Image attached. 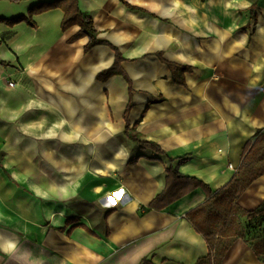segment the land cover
Here are the masks:
<instances>
[{
  "label": "crops",
  "instance_id": "1",
  "mask_svg": "<svg viewBox=\"0 0 264 264\" xmlns=\"http://www.w3.org/2000/svg\"><path fill=\"white\" fill-rule=\"evenodd\" d=\"M42 2L53 0H0V18L27 15ZM79 8L109 45L86 52L89 39L77 38L79 26L61 29L60 9L35 16V28L0 23V59L11 65L0 64V98L9 107L15 98L21 119L39 113L34 121L49 126L53 142L80 143L83 149H74L79 157L141 159L114 169L101 163L104 172H118V178L102 180L104 230L92 221L75 224L95 236L82 227L68 236L74 225L67 222L77 215L57 216L46 227L33 216L20 225L0 216V264H141L146 258L197 264L209 251L187 215L207 199L203 189L159 211L145 208L166 188L169 159L215 192L238 172L245 145L264 128V0H79ZM113 47L133 84L131 126H138L142 142L160 145L166 155L125 135V79L97 80L115 63ZM160 54L193 68L185 74L187 86L173 82ZM96 186L87 182V189ZM263 201L264 175L238 203L251 211ZM46 214L50 221L48 207ZM221 264L264 263L239 239Z\"/></svg>",
  "mask_w": 264,
  "mask_h": 264
},
{
  "label": "trees",
  "instance_id": "2",
  "mask_svg": "<svg viewBox=\"0 0 264 264\" xmlns=\"http://www.w3.org/2000/svg\"><path fill=\"white\" fill-rule=\"evenodd\" d=\"M8 1L20 3L24 0ZM121 2L126 3V0H121ZM53 9H60L64 14V19L61 24L63 32H67L68 28L72 26H79L81 31L77 38L88 37L89 44L86 47V52L97 47V45H109L107 42L98 38V31L94 27L93 19L91 16L80 11L79 0L42 2L32 7L27 15L11 19L0 18V23L11 27L27 22L31 27L35 28L36 23L34 22V17L41 13L53 11ZM113 49L115 50L116 56L115 63L110 69L101 72L97 80L105 82L113 76H122L125 79L127 84H129L130 98L124 116L126 126L125 135L137 143L142 149H151L155 153L166 155L160 145L154 142H142L137 132L138 126H131L130 111L133 107V84L127 72L122 68V63L125 59L121 56L118 49L114 47ZM160 58L171 69L173 82L181 86H187L185 74L193 72V68L182 67L171 62L168 63L163 59L162 54H160ZM0 64L11 67L9 63L4 62L2 59H0ZM243 151L242 163L238 172L230 179L228 184L215 192L205 182L189 175L185 176L181 174L178 167L173 166L175 160L169 159L170 166L166 171V188L145 208L159 211L187 197L188 194L195 190L203 189L207 195V199L187 215L196 233L204 237L209 251L208 255L200 259L197 264H221L232 244L239 239L245 240L256 252L258 258L264 263V201L257 209L251 211L241 208L238 203L240 198L244 196V192L259 177L264 175V128L257 131L254 139L245 145ZM140 159L141 157L134 158L130 163H137ZM187 159L188 157L179 159V164L185 163ZM0 168H3L1 163ZM79 221V218L68 220L67 226L74 225L67 232L68 236H71L77 227H82L88 234L90 233L95 236V233L90 228L84 225H75ZM252 224H254V227H251ZM60 230L63 232L66 231L65 228H61ZM141 264L154 263L149 258H146Z\"/></svg>",
  "mask_w": 264,
  "mask_h": 264
},
{
  "label": "rangeland",
  "instance_id": "3",
  "mask_svg": "<svg viewBox=\"0 0 264 264\" xmlns=\"http://www.w3.org/2000/svg\"><path fill=\"white\" fill-rule=\"evenodd\" d=\"M12 102L9 107L0 98V163L5 170L0 168V216L19 225L33 216L35 224L46 227L57 216L77 215L103 232L106 201L99 196L105 189L102 180L118 178V172H104L100 165L114 169L116 163L131 159L126 156L124 161L116 154L79 157L74 149H83L80 143L53 142L49 126L41 128L44 121H34L41 118L39 113L21 119L15 98ZM92 180L99 186L87 189ZM90 191L97 199L87 198Z\"/></svg>",
  "mask_w": 264,
  "mask_h": 264
},
{
  "label": "built area",
  "instance_id": "4",
  "mask_svg": "<svg viewBox=\"0 0 264 264\" xmlns=\"http://www.w3.org/2000/svg\"><path fill=\"white\" fill-rule=\"evenodd\" d=\"M14 84L10 83V87H13Z\"/></svg>",
  "mask_w": 264,
  "mask_h": 264
}]
</instances>
